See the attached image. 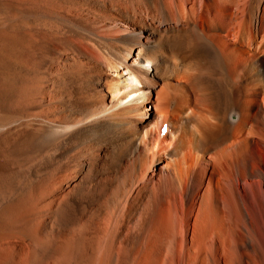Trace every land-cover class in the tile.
I'll return each instance as SVG.
<instances>
[{
  "label": "bare ground",
  "instance_id": "6f19581e",
  "mask_svg": "<svg viewBox=\"0 0 264 264\" xmlns=\"http://www.w3.org/2000/svg\"><path fill=\"white\" fill-rule=\"evenodd\" d=\"M0 264H264V0H0Z\"/></svg>",
  "mask_w": 264,
  "mask_h": 264
},
{
  "label": "rangeland",
  "instance_id": "374dc122",
  "mask_svg": "<svg viewBox=\"0 0 264 264\" xmlns=\"http://www.w3.org/2000/svg\"><path fill=\"white\" fill-rule=\"evenodd\" d=\"M151 111L154 113V110H153V108L151 107Z\"/></svg>",
  "mask_w": 264,
  "mask_h": 264
}]
</instances>
